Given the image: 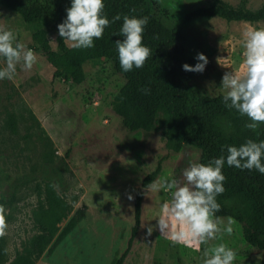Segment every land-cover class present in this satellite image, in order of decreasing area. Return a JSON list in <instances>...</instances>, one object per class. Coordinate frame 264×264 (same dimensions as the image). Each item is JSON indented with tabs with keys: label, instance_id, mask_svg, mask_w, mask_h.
I'll return each instance as SVG.
<instances>
[{
	"label": "rangeland",
	"instance_id": "1",
	"mask_svg": "<svg viewBox=\"0 0 264 264\" xmlns=\"http://www.w3.org/2000/svg\"><path fill=\"white\" fill-rule=\"evenodd\" d=\"M148 1L154 14L167 25L160 16V7L179 12L215 1L233 7L241 3ZM263 3L247 0L246 8L257 10ZM249 26L264 28V20L253 24L220 18L192 20L186 27L185 55L194 66L197 53L202 52L209 63L203 73H193L189 85L208 97L220 95L218 87L225 72L242 64L240 41ZM0 27L14 29L38 57L30 71L18 70L14 79L0 81V195L9 199L3 216L4 264L22 254L37 234L32 223L41 202L36 186L41 188L43 181L52 176L49 168L63 166L62 160L69 172L60 171V177L54 180L58 191L66 193L72 211L57 226L61 229L76 210H83L84 218L60 244L50 252L45 249L33 264H111L125 250L134 223V199L128 196L135 198L141 181L158 163L161 172L157 178H172L189 160L199 162L200 152L187 145L172 153L164 147L162 131L129 132L122 126L114 99L124 79L110 61L87 62L83 66L84 82L73 84L56 74L32 42V26L18 15L0 7ZM46 31L54 49L56 31L50 24ZM146 191L140 228L123 264H202V251L173 245L158 229L147 235V226L156 225L160 205L170 200V194ZM74 198L76 203H72ZM219 243L237 250L236 264H264V251L243 241L241 226L236 222L230 236L224 234L209 246Z\"/></svg>",
	"mask_w": 264,
	"mask_h": 264
},
{
	"label": "trees",
	"instance_id": "2",
	"mask_svg": "<svg viewBox=\"0 0 264 264\" xmlns=\"http://www.w3.org/2000/svg\"><path fill=\"white\" fill-rule=\"evenodd\" d=\"M247 0L236 6L215 1L208 6L191 11L170 12L160 7V20L148 0H105V14L111 20L116 15L149 18L144 34V42L152 49V58L141 69L125 73L119 65L118 52L114 42L122 39L119 33L122 20L106 28L103 38L96 40L91 49L70 48L58 34L57 25L66 17V9L71 0H0L4 7L32 26L31 39L37 49L44 54L56 74L73 84L85 80L83 66L87 62L107 60L124 79V84L114 99V110L122 126L129 132L162 131L164 147L178 153L182 147L191 146L199 150V162L207 163L221 155L225 145L243 143L245 139L264 140V126L255 131L244 124L235 110L225 108L221 95L208 97L189 85L194 72L185 71V63L191 65L184 48L186 27L194 19L220 18L227 22H247L250 24L264 20V3L257 10L246 8ZM52 25L56 31L54 49L50 46L46 26ZM144 89L149 91L145 93ZM66 157L69 154L66 153ZM63 166L50 167L52 176L36 186L38 204L32 219L37 232L28 246L10 264H33L45 249L52 251L70 234L84 218L83 210H76L60 229L57 224L66 219L72 206L66 201V193L59 192L55 177L69 172L65 160ZM63 167L64 170H61ZM60 171H62L60 173ZM161 172L158 163L153 171L141 181L133 201V226L127 246L111 264H123L128 256L141 224L142 200L147 185ZM225 192L218 196L222 209L218 216L231 218L241 226L243 241L250 247L264 251V175L253 170L241 171L225 165ZM76 198L72 203H76ZM7 195H0V206L5 215L8 207ZM5 263L4 237L0 235V264Z\"/></svg>",
	"mask_w": 264,
	"mask_h": 264
},
{
	"label": "clouds",
	"instance_id": "3",
	"mask_svg": "<svg viewBox=\"0 0 264 264\" xmlns=\"http://www.w3.org/2000/svg\"><path fill=\"white\" fill-rule=\"evenodd\" d=\"M104 9L105 0H71L66 17L57 25L59 36L70 48L91 49L96 40L103 38L106 28L122 20L119 33L114 34L122 37L114 42L119 65L125 73L143 68L152 58V49L144 42L149 18L118 14L110 20ZM240 44L242 64L225 72L218 92L225 108L247 117L244 127L255 131L264 126V28L247 27ZM195 59L194 66L185 63L183 69L203 73L208 57L201 52ZM37 62L35 51L19 39L14 29L0 27V81L14 79L18 70L30 71ZM225 165L264 175V140L248 138L239 145H225L221 155L207 163L189 160L172 178H157L149 183L146 194L164 191L170 194V200L160 205L157 223L147 226V235L158 229L173 245L202 251V264H236V249L225 243L209 246L222 235L233 233V220L225 221L217 215L222 209L217 197L225 192ZM128 199L134 197L130 194ZM4 228L0 215V235Z\"/></svg>",
	"mask_w": 264,
	"mask_h": 264
}]
</instances>
